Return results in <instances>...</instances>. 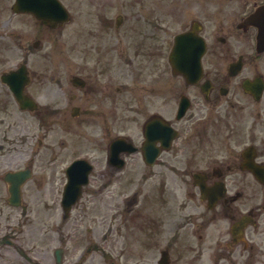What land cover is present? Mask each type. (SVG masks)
Wrapping results in <instances>:
<instances>
[{
  "label": "flooded vegetation",
  "instance_id": "af4514ba",
  "mask_svg": "<svg viewBox=\"0 0 264 264\" xmlns=\"http://www.w3.org/2000/svg\"><path fill=\"white\" fill-rule=\"evenodd\" d=\"M16 6L0 0V249L24 243L5 264L41 263L7 223L41 184L33 144L49 129L68 157L78 123L99 129L101 159L78 203L101 216L67 219L52 264H264V0H151L122 24L108 4L83 21L72 8L55 30L67 41L46 57L35 42L54 30ZM173 26L200 41L184 58L203 51L200 72H174ZM20 171L30 179L14 208L8 178Z\"/></svg>",
  "mask_w": 264,
  "mask_h": 264
},
{
  "label": "rangeland",
  "instance_id": "374dc122",
  "mask_svg": "<svg viewBox=\"0 0 264 264\" xmlns=\"http://www.w3.org/2000/svg\"><path fill=\"white\" fill-rule=\"evenodd\" d=\"M150 1L151 0H107L109 6L106 10L123 12L122 14H125L127 19L134 21L133 16L139 10H149L152 8L150 6ZM63 2L68 8L72 7L76 11H81L82 14L79 12L77 13V21L82 20V17H89L88 10L95 13L100 9V5L104 6V3H106L99 0H63ZM134 11H136V13ZM142 13L145 15V12ZM137 14L141 16V13L138 12ZM139 19L142 22L147 20L141 17H139ZM130 25H133V23H130ZM67 35V29L62 35L45 31L43 39L46 46L45 52H43L44 57L49 54L52 40L59 39L60 41H67ZM77 127L79 130H75L76 135L75 133L73 135V139L75 137L76 142L75 151L68 157H56L57 150L52 148V132L49 129L41 133L40 139H42L43 142L41 144H33L32 161L28 164L29 167L36 170L37 180H40L41 184L37 193L34 192L33 189L29 191V208L24 210L25 216L19 215L21 210H15L13 211L14 215L12 214L10 221L7 223L8 233L11 231V237L22 235V237H18V239H34V241H31L25 248L28 250L37 249L42 251L43 258H41V264H52L53 249L57 244L63 243L60 241L63 239L62 235L67 236L73 233L70 221L63 220V210L61 207V197L67 181L65 174L66 165L76 157H87L95 164L96 171L101 169V159H99L98 150V143L100 142L99 129H96V127L91 128V126L87 124L83 125L80 123L77 124ZM81 133L87 137L84 143L78 142L82 138ZM59 136L61 135L59 134ZM66 146L67 143L65 145L62 143L60 144V151L65 154L68 149ZM17 157L21 156L17 154ZM17 162L23 163L19 158H17ZM33 197L37 200L35 201ZM99 209L100 206L98 204L85 205V202H83L82 205H78L73 209L69 218L80 216L88 218L99 217L101 216ZM57 226L60 228L61 232L56 231ZM15 243L22 246L24 242L15 241ZM8 249L10 250L8 254L17 255V252L13 250L14 248L7 246L5 243V248L0 249V264H5L6 251ZM19 259L22 261V258ZM25 261L26 260H23V263Z\"/></svg>",
  "mask_w": 264,
  "mask_h": 264
},
{
  "label": "water",
  "instance_id": "95a60500",
  "mask_svg": "<svg viewBox=\"0 0 264 264\" xmlns=\"http://www.w3.org/2000/svg\"><path fill=\"white\" fill-rule=\"evenodd\" d=\"M45 1H47V2H50V1L53 2L54 1V8L56 9V6L61 8V6L59 5V3L56 0H45Z\"/></svg>",
  "mask_w": 264,
  "mask_h": 264
}]
</instances>
